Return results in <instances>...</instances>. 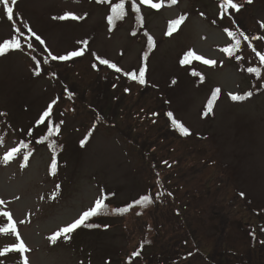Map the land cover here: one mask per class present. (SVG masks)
<instances>
[{
  "label": "rangeland",
  "instance_id": "374dc122",
  "mask_svg": "<svg viewBox=\"0 0 264 264\" xmlns=\"http://www.w3.org/2000/svg\"><path fill=\"white\" fill-rule=\"evenodd\" d=\"M165 2L158 10L143 6V26L129 13L111 31L109 8L95 0H17L12 21L0 12V42L16 27L28 35L25 25L45 41L29 48L22 40L23 50L0 56V130H9L0 138V211H10L17 222L29 264H264V64L256 56L264 54V0H234L240 11L224 18L222 0ZM67 12L83 18H55ZM181 14L188 17L167 35L169 21ZM225 29L249 37L238 36L244 68L219 49L232 41ZM145 33L154 37V48H146ZM85 40L87 46L79 43ZM45 49L84 54L52 61ZM188 50L216 65H181ZM34 56L51 63L39 76ZM96 56L122 71L99 64ZM141 66L150 85L125 74ZM249 67H258L260 76ZM249 91L245 100L229 95ZM54 100L52 117L63 121L54 139L65 147L56 174L45 145L26 165L19 153L5 162L6 152L32 128L45 129L36 120ZM166 111L190 135L174 128ZM103 186L117 193L115 204L144 194L153 203L52 243L48 237L93 206ZM5 222L0 217V225ZM16 242L0 234V250ZM136 250L140 258L132 255ZM0 264H21V255L8 253Z\"/></svg>",
  "mask_w": 264,
  "mask_h": 264
},
{
  "label": "snow or ice",
  "instance_id": "6c2138e0",
  "mask_svg": "<svg viewBox=\"0 0 264 264\" xmlns=\"http://www.w3.org/2000/svg\"><path fill=\"white\" fill-rule=\"evenodd\" d=\"M17 3V0H0V12H2L4 15H6L7 19L9 21H12L14 19V5ZM97 3H107L110 6V15L107 16V22L110 26L109 31L112 30V28L115 26L116 22L118 20H123L125 16L127 15V9H126V0H119L118 3H112L111 0H97ZM177 3V0H170V5H174ZM246 3L251 4L253 3V0H246ZM141 6H146L150 9H160L163 6V0H159V2H154V0H131V10L136 15V19L138 23L143 26V16L141 15ZM242 5L234 2V0H222V2L219 3V10H220V17L224 18V16L228 13L229 10H235L236 12H239ZM201 15H203L201 13ZM56 19L61 20H77L82 19L83 17H78L71 12H67L62 16L55 17ZM186 19V16H180L179 18L173 20L170 22L167 35H172L174 31H176L177 26H179L184 20ZM27 27V31L29 35H25L23 31L19 27L15 28V34L12 35L10 38L3 40L0 42V56H3L7 54L10 50H23L22 49V43L23 40L25 43H27V47L32 48V44L30 42L31 38H35L36 41H39L40 44H44V40L36 34L32 30L31 27ZM261 27L264 28V22L261 23ZM227 32V35L232 38L234 43L231 46L224 47L221 49L222 52L228 54L229 56H232L234 51L240 48L241 46V39L238 38L242 37L243 40L247 41L249 37L245 35L243 31H239L238 33L236 31H229L225 29ZM132 35H136V32H133ZM147 36V44L148 47L154 48L155 42L153 38L145 33ZM261 37H256V39H260ZM79 43L84 44L87 46V41H80ZM47 56L52 61H68L75 57H80L84 54V49H77L68 51L66 54L63 55H53L50 51H47ZM253 51L256 50L253 48ZM95 55V54H94ZM256 56L259 57V61L261 64H264V54L261 52H256ZM33 60H35V65L33 68V74L36 76H39L41 74V62L39 60H36L35 57H32ZM96 59L98 60L99 64L106 65L109 68L114 69L116 72H121L122 69L117 67L115 63L110 62L108 59L101 58L99 56H96ZM144 59L147 60V53L144 55ZM192 60H198L201 61L205 65L209 66H215L216 61L212 59H205L201 55H197L194 51L188 50L184 55L183 58L179 61L181 65L189 64ZM43 63L47 64L48 59H45ZM95 67V65H93ZM250 73H255L258 77L260 76V69L258 67H249L247 69ZM129 79L133 81H138L140 84L145 83V74H146V66H141L138 71L133 70L125 73ZM193 75H199V73L193 72ZM176 81L173 80L172 83L174 84ZM127 91V89H126ZM220 92V89L217 88L212 92V98L208 101L207 104V110L204 113L207 115L209 112L212 111L213 101L216 100L218 93ZM231 99L233 101H239V100H245L248 99L253 95L251 91L245 93L244 95H235V94H229ZM56 103V101H52V103L48 104L46 109L42 112V114L39 115L38 119L36 120L37 125H44L47 131V135L43 136V138L39 141L43 143L45 140H48V147L53 150V155L51 158V164H50V170L51 174L55 175L57 171V157L55 154V149L57 147L56 142L54 139H50L52 137H55L60 134L61 132V124H63V121H60L59 124H53L50 120V117L52 116L53 112V105ZM169 118L171 119V123L174 128L178 129L179 132L184 135L188 136L190 135V131L187 127H185L181 122L177 121L176 119L172 118L173 114L169 112L167 114ZM29 135H31V132H29ZM91 135V132L88 133V136H86L84 139L80 141L81 146L83 147L84 144L87 142L88 137ZM28 148L27 144H21V146L18 147H12L11 150L7 151L6 154L3 157V160L5 162L11 161L18 153L21 152V149ZM31 153H29L30 155ZM25 159H27V156H25ZM167 163V162H165ZM59 187V185H57ZM160 194H157V198ZM171 195V193H169ZM241 196L244 195V193H240ZM106 197L101 194L99 198H97L94 201L93 206H90L87 210L82 211L78 217L74 218L71 222L67 223L65 226L60 227L57 231H55L52 235L48 237V239L55 243L60 237H63L65 240L70 239V234L73 233L75 230L79 229L80 227H87V228H95L98 227L96 224L88 223V221L95 216L100 215L104 210L107 209V204L105 203ZM5 202L3 200H0V204H4ZM153 203V199L150 195L144 194L139 197V199L135 200L133 204L128 205L127 207L122 208H116L113 211H115L118 214L126 213L130 210V208L134 207L135 205H141V206H147ZM139 214V213H138ZM0 217L6 218V222L0 225V234L5 235H13L15 237L16 243L4 247L2 250H0V257H4L8 253H19L21 255V264H29L28 256L25 255L30 251V249L26 246L25 241L21 239L20 232L17 228V222L13 219V215L10 211H0ZM25 221H20V223H24ZM106 227V226H105ZM133 256H139V252H133Z\"/></svg>",
  "mask_w": 264,
  "mask_h": 264
},
{
  "label": "trees",
  "instance_id": "16d2710c",
  "mask_svg": "<svg viewBox=\"0 0 264 264\" xmlns=\"http://www.w3.org/2000/svg\"><path fill=\"white\" fill-rule=\"evenodd\" d=\"M126 9H127V7H126ZM129 13H130V12H129L128 9H127V14H129ZM131 14L135 17V21H137V19H136V15H135L133 12H132ZM124 19H125V18H124ZM120 22H121V20H118V21L116 22L115 25L119 24ZM146 48H148V46H147ZM123 207H127V206H123ZM114 209H116V207L113 206V209H112V207H110V206L107 204V209L104 210L100 215H110ZM115 213H116V212H115ZM117 214H118V213H117Z\"/></svg>",
  "mask_w": 264,
  "mask_h": 264
}]
</instances>
